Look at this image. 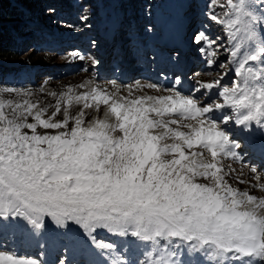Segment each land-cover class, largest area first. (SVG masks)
I'll return each mask as SVG.
<instances>
[{
  "label": "snow or ice",
  "instance_id": "1",
  "mask_svg": "<svg viewBox=\"0 0 264 264\" xmlns=\"http://www.w3.org/2000/svg\"><path fill=\"white\" fill-rule=\"evenodd\" d=\"M204 15L230 44L207 27L192 37L222 70L210 81L88 80L55 103L0 83V264H77V251L87 264H185L184 249L264 264V195L249 190L264 192V0H207ZM257 137L259 166L224 164Z\"/></svg>",
  "mask_w": 264,
  "mask_h": 264
},
{
  "label": "rangeland",
  "instance_id": "2",
  "mask_svg": "<svg viewBox=\"0 0 264 264\" xmlns=\"http://www.w3.org/2000/svg\"><path fill=\"white\" fill-rule=\"evenodd\" d=\"M34 2V0H32ZM91 1V0H88ZM109 0H92V2H95L96 7L98 6H102V7H108V14H109V10L110 12V16L108 18V21L110 20H115L116 19V15L115 13L111 10L112 9V5L108 4ZM126 0H122V5L125 4ZM191 0H168V2H171L173 7L172 9L175 11L177 10L180 6H182V4L189 2ZM201 1V0H200ZM206 2H202L203 5L201 7V9H193V10H188L187 13H190L191 11H199L201 10L202 12L205 13L206 11V5H207V0H205ZM150 2V0H136V5L134 6L129 5V8H127L126 11H124L122 8H119V13H122L124 11V13H135V10L137 9L138 5H144L143 7H145L147 5V3ZM59 3L61 2H57V3H52L51 1L45 5L44 9L42 8L41 12L39 7L40 4H37L34 12H37V17L38 20H40V18L42 19L44 17V13L47 17L51 18V15L54 16V11L55 9H57L59 7ZM68 5H76L78 3V0H67ZM166 6H168V4H166ZM156 5H153V8L155 9ZM52 10V11H50ZM220 9H217V11H219ZM70 10V18H68L65 23H67L68 26L65 27V29L63 30L66 34V36L69 37H73V33H77V32H81L82 31V26H84L85 24L87 26L91 27V23L90 21H81L79 19V16L84 14L82 13L83 11H73ZM92 11V10H91ZM49 13V15L47 14ZM51 13V15H50ZM92 13V12H91ZM142 13V11H141ZM48 19V18H47ZM49 20V19H48ZM51 20V19H50ZM53 22V27L55 25V20L51 21ZM28 27V26H25ZM23 31H20V35L22 36H27V33L30 32V28H22ZM77 29H79V31H77ZM204 31V30H202ZM210 33L213 35V37H219V39L221 38V35L223 34L220 26L217 25V27L211 28ZM224 35V34H223ZM225 37H227L225 35ZM225 37H222L221 39L223 40ZM23 38V37H22ZM99 39L98 38H94V43L97 44V41ZM67 43L73 44L76 43L75 40L73 39H66ZM124 42V41H123ZM89 44V46H86V44H82L79 43L80 46H82L83 48H85V50H87L86 54H82L80 52H76L74 49H68L71 48L73 46L68 45L67 48H64L62 51H57V50H53V51H42L43 49H40L38 47L37 44L34 43V46L32 47H25V49H19L20 51L18 52V54H16L15 56H10V57H6V56H0V63H3L5 65H12V66H19L18 71L17 72H29L30 69H35V68H40L39 72L40 74H35V72H30V74L32 73V79H33V83L32 82H24L26 84H20L21 82H19L18 84H14L12 82V79H8L4 78L3 80H0V83L7 85V86H12V87H18V88H27L30 89L33 93V100H40L41 103H55V97L51 96L50 93L52 92H56L59 93L61 91L66 90L68 87H73L76 89V91H84L85 89H80L78 88V86L82 83H84L85 81L88 80H92L97 84H101V85H108L110 81H113L112 78H116V76L118 75V71L125 69L127 67H131V65L134 63L138 64L135 66H140V65H145V63H141L140 61H138L136 59V57L131 58L130 63L128 65H126V63H118L116 64V66L112 67L109 69V73L108 75H105L104 70H101V65L99 67L97 66H92V65H88V63H92L91 59H88V57H91L95 60H97L98 62L100 61L99 57L93 53V48L95 47L93 44ZM192 43L195 44L194 40H192ZM135 47L139 46V41L136 40L135 42ZM25 46V45H24ZM23 46V48H24ZM34 47V48H33ZM228 47H230V44L228 45ZM199 48V47H198ZM95 49V48H94ZM14 51V50H13ZM52 53V54H50ZM74 53H79L80 55L85 56L84 61L86 63H83V60H80L78 56H74ZM118 54H120V56H122L124 58V53L123 52H118ZM201 54H199L200 56ZM133 56H135V54H133ZM228 56L229 53L222 51L221 52V61L223 63H227L228 62ZM126 58V57H125ZM117 61V60H116ZM72 62L74 63V65L76 64V67L71 70L68 71L64 68L63 66H59L63 63H69ZM109 62V61H108ZM52 64V67H50V65ZM33 65V66H32ZM148 67V65H147ZM194 68H199V69H203V67L200 66V64L197 66H194ZM198 69V70H199ZM205 69H208L207 71L209 73H211V75H209L208 72H203V70H199L197 73L194 74V79L193 81H210L214 76H216L218 73H220L222 70H220L216 65L213 66H208ZM117 70V72H115ZM140 70V69H139ZM46 71V72H45ZM98 72H102V74L100 73L99 75L97 74ZM146 70L145 68L143 69V73H145ZM104 73V74H103ZM113 73V74H112ZM18 78V76H17ZM231 75H229V77H227L225 79V82L227 83L230 79H231ZM126 78L122 79V82L117 81L120 84H132L135 81H137L136 79H128L126 80ZM155 80V79H154ZM152 79V81H154ZM141 83H145L140 81ZM149 82V81H148ZM151 94V95H157L160 93L155 92L154 90H150V89H144L142 92H138L137 94ZM126 94V93H125ZM102 114V112H101ZM92 115H96L95 112H92ZM252 162V161H251ZM224 164L228 165L231 164L232 167L236 168L238 171L240 170L241 166L236 165V163H231L229 161V159H225L224 160ZM249 164V163H248ZM244 172V177L245 179L249 178V173H248V169L244 168L243 169ZM231 183H236L235 180H230ZM236 186L240 187L241 189L244 188H248L249 186L247 184H237ZM250 192L252 194L255 195H264V192H261L259 189H251L249 188ZM194 255H198L200 256L201 254L199 253H195ZM182 260L185 261V264H188L189 261H191V257L189 256V254L187 253V249H184V255L181 257ZM197 264V258L195 256L194 259ZM210 264H215V261H210Z\"/></svg>",
  "mask_w": 264,
  "mask_h": 264
},
{
  "label": "trees",
  "instance_id": "3",
  "mask_svg": "<svg viewBox=\"0 0 264 264\" xmlns=\"http://www.w3.org/2000/svg\"><path fill=\"white\" fill-rule=\"evenodd\" d=\"M49 1L56 0H34V2L32 0H0V56L10 57L18 54L16 50L19 47V41L21 43L22 40L18 39L20 33L17 32L19 30L23 31L22 28H25L29 20L38 19L35 18L38 11L34 12L37 4H40L41 7L39 9L41 12ZM87 5L93 10L92 2L87 1ZM47 14L49 15V13ZM47 18L49 17L44 13L42 20ZM28 38L29 36H25L22 39L24 41V39ZM9 67L13 66L0 64V79L7 73L9 75L12 74V70Z\"/></svg>",
  "mask_w": 264,
  "mask_h": 264
}]
</instances>
